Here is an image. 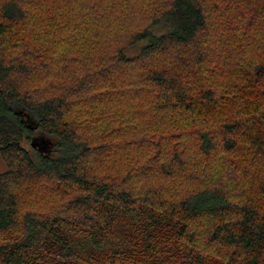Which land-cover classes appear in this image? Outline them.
Masks as SVG:
<instances>
[{
    "label": "trees",
    "instance_id": "trees-1",
    "mask_svg": "<svg viewBox=\"0 0 264 264\" xmlns=\"http://www.w3.org/2000/svg\"><path fill=\"white\" fill-rule=\"evenodd\" d=\"M0 159V264H264V0H0Z\"/></svg>",
    "mask_w": 264,
    "mask_h": 264
},
{
    "label": "rangeland",
    "instance_id": "rangeland-1",
    "mask_svg": "<svg viewBox=\"0 0 264 264\" xmlns=\"http://www.w3.org/2000/svg\"><path fill=\"white\" fill-rule=\"evenodd\" d=\"M153 32L155 33V35H160L162 33L161 28H156L154 29ZM143 47H144L143 43H137L133 45L132 47H130L129 49H127L125 52V55L127 57H134L141 51ZM23 111L24 110L20 111V114L22 115L23 119L26 120L27 123L30 122L32 124L33 120L30 118L32 115L29 112H26V111L23 112ZM33 119H34V122H36L35 118ZM38 143H40L39 138H36L35 140H33V144L39 146L40 144ZM4 170H5V165L0 159V173L3 172Z\"/></svg>",
    "mask_w": 264,
    "mask_h": 264
},
{
    "label": "water",
    "instance_id": "water-1",
    "mask_svg": "<svg viewBox=\"0 0 264 264\" xmlns=\"http://www.w3.org/2000/svg\"><path fill=\"white\" fill-rule=\"evenodd\" d=\"M39 144V143H38Z\"/></svg>",
    "mask_w": 264,
    "mask_h": 264
}]
</instances>
